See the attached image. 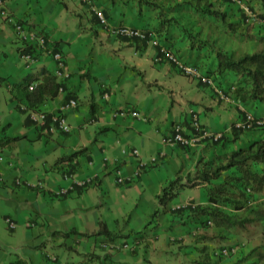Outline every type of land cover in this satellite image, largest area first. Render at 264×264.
<instances>
[{
    "label": "crops",
    "instance_id": "0c3cea01",
    "mask_svg": "<svg viewBox=\"0 0 264 264\" xmlns=\"http://www.w3.org/2000/svg\"><path fill=\"white\" fill-rule=\"evenodd\" d=\"M176 1L4 0L0 4L13 20L43 33L48 46L63 54L69 72L63 92L30 107L24 97L27 78H38L43 71L53 75L54 62L39 56L35 64L24 65L12 20L0 15V136L15 137L0 145V264H195L213 246L234 242L227 239L234 236L231 230L202 225V215L176 208L185 203L207 204L205 182L182 187L178 194L188 192L181 201L161 206L157 200L176 176L182 181L188 175L192 178L198 160L224 161L236 148L264 138V128L240 131L232 126L246 111L264 116V102L240 101L235 94L239 76L215 69L216 48L229 50L240 43L220 40L218 33H205L211 40L201 45L190 40L183 29L191 30L184 27L185 22L181 24L180 10L162 14ZM209 1L217 3L228 18L230 13L238 16L232 17L235 20L244 18L237 3ZM248 4L262 13L258 0ZM93 8L102 11L106 25ZM190 15L196 14L191 11ZM118 25L151 32L158 44L115 36L110 28ZM190 25L199 31L200 16L192 18ZM158 45L212 76L229 100L218 98L210 85L183 75L160 56ZM69 98L76 99L77 105L63 110L68 132H50L29 115L30 110L56 112ZM120 108L140 114H116ZM193 113L221 137L187 147L162 142L175 123H182L189 133ZM82 148L72 160L58 161ZM132 148L138 156L131 154ZM65 169L72 179L91 178V183L74 184L66 194L55 195V190L71 182L64 178ZM24 181L39 182L42 187H28ZM96 209L106 213L97 215ZM153 209L157 212L152 217ZM6 218L15 223L13 228ZM28 221L34 224L28 226ZM100 224L110 235H89ZM6 231L9 235H4ZM121 239L133 247L111 250L104 245L107 240L122 243ZM4 247L16 249L11 254ZM212 259L214 264H231L235 258Z\"/></svg>",
    "mask_w": 264,
    "mask_h": 264
},
{
    "label": "trees",
    "instance_id": "16d2710c",
    "mask_svg": "<svg viewBox=\"0 0 264 264\" xmlns=\"http://www.w3.org/2000/svg\"><path fill=\"white\" fill-rule=\"evenodd\" d=\"M258 2L262 8L260 20L264 21V0ZM181 5L175 4L170 9L179 10L178 7ZM185 5V9L190 7L201 17L214 18L230 29L234 26L233 22L226 21L227 12L214 8L209 0H192L185 2ZM183 30L188 33L190 40L199 45L207 42V39L196 38L185 28ZM214 53L215 69L218 73L232 71L239 76V85L235 89V94L240 101L264 102L263 43L252 51H246L240 46L229 50L217 47ZM30 84H33L31 89H29ZM24 89V97L30 107L38 106L46 98L53 97L59 92L55 76L44 71L38 78H27ZM14 139L15 137L0 136V145ZM82 150L84 148L59 158L58 161L72 160ZM203 182L206 183L203 187L208 203L189 204L177 208L179 211H185L188 215H202L203 219L200 221L202 225L210 226L207 221L211 220L213 226L223 227L226 230L249 231L255 225L264 224V138L253 139L246 145L236 148L224 157V161L198 160L192 178L188 175L186 181H182L180 176H176L170 180L158 194V203L166 206L182 187H192ZM156 212L154 211L153 215ZM97 232L110 235L104 224H100ZM214 251L213 247L210 248V252L202 254L195 264H214L212 258L221 257L215 255ZM231 264H264V227L257 242L246 252L241 251L240 256L233 259Z\"/></svg>",
    "mask_w": 264,
    "mask_h": 264
},
{
    "label": "built area",
    "instance_id": "2783aa9c",
    "mask_svg": "<svg viewBox=\"0 0 264 264\" xmlns=\"http://www.w3.org/2000/svg\"><path fill=\"white\" fill-rule=\"evenodd\" d=\"M4 0H0V4H2ZM231 2L237 3L241 9L243 10L244 17L246 21L256 19L255 13H253L248 7L247 3L243 0H229ZM94 13L97 16L99 22L102 25H106V18L103 15L102 11L98 8H93ZM0 15L3 16L7 20H12L13 27L16 33V37L21 41L19 56L22 59L24 65L31 66L38 61L39 56H49L54 62V72L53 75L58 82V91L63 92L64 86L63 81L68 78L69 72L66 66V62L64 60L63 54L52 47L48 46L46 37L43 33L35 31L31 28H28L27 23L23 21L13 20L8 11L3 7H0ZM110 32L115 36H119L125 39H138L142 42H148L152 45H157L158 42L156 38L153 36L151 32L146 30H142L139 28H134L126 25H118L110 28ZM158 53L160 56L167 60L168 62L174 64L177 69L185 76L197 80L203 84L210 85L217 95L218 98L229 100L230 96L226 93L221 87H219L212 76L202 73L200 69L195 66L188 64L182 61L172 50L164 45H158ZM33 84L29 85V89L32 88ZM77 105L76 99L69 98L64 104H62L58 111L47 114L44 111H35L30 110L29 115L33 119V121L41 126L47 125V129L50 132H68L70 130V125L66 121V118L63 114V110L68 107H75ZM116 114L126 115L130 114L133 117L139 116V112L136 109H123L120 108L116 112ZM47 122V123H46ZM232 126L240 131L250 130V129H258L264 128V116H256L249 111H246L237 118ZM190 132L186 133L185 126L178 122L172 126V131L170 134L165 136L162 139L163 143H176L178 145L187 147L193 144H196L202 140H218L221 137L220 132H212L205 128L198 120L197 114L193 113L191 115V120L189 122ZM125 153V149L121 150ZM131 154L138 156V150L136 148L131 149ZM151 161L155 160V156H153ZM64 178L71 180V182L57 191H55V195H63L66 194L69 190L73 189L74 184H78L81 186H86L91 183V178L84 179H72L71 172L69 169H65ZM118 181H122V178L119 177ZM20 180H17L19 183ZM24 184L28 187H42V184L39 182H31L24 181ZM189 205V203H185L183 205L179 204L176 208L183 207ZM7 225L10 228H13L15 223L10 220V218L5 219ZM209 225H212V221H207ZM34 223L27 222L26 225L31 226ZM110 248L116 247L119 249V245H116L114 242H110L108 244ZM127 246V243H123L121 247ZM235 247L228 249L227 247H222L214 251L215 255L226 256L230 253L235 252ZM67 264H81V263H67Z\"/></svg>",
    "mask_w": 264,
    "mask_h": 264
},
{
    "label": "rangeland",
    "instance_id": "374dc122",
    "mask_svg": "<svg viewBox=\"0 0 264 264\" xmlns=\"http://www.w3.org/2000/svg\"><path fill=\"white\" fill-rule=\"evenodd\" d=\"M189 1L190 0H178V1H176V4H179V3L182 4L181 6L178 7L179 10H180L181 16H184L183 17L184 19L182 20L181 24H183V26H184V22H185V26L184 27L190 28L191 34H195L196 38L198 37V38H201L203 40L204 39L211 40L209 38H206L207 36H205V33L209 34L210 36L216 35L215 33H218V34H221L222 37H223V34H225L226 35L225 39H224V37L223 38L220 37V40H233L234 43H240L239 44L240 47L245 49L246 51L253 50L255 44H257L256 48L260 45V43L264 44V40H260V38H264V21H259L261 19L259 14H261V13H259V14L256 13V11L253 9L254 6L248 4L249 0H247V1L243 0V1H245L247 3L248 7L250 8V10L253 13H255V18L256 19H252V20L246 21L245 17H244V18H240V20H235L232 17L238 18V16H235L234 13L233 14L230 13L229 14L230 18H228V15H227V20H226L227 22H233V24H234V26L230 29L227 26H225L224 24H222L220 21H218V20H216L214 18L201 17L200 16V18L202 19V25H201V28H200L199 31H196V30L192 29V25H190L191 19L194 18V17L196 19L199 18V15L196 14L194 17H192L190 15V13L192 11L191 8L190 7H188V9L184 8L186 6L185 2H189ZM191 2H192V0H191ZM213 7L214 8H218V9L220 8L219 5L217 3H214V2H213ZM170 8L171 7H165L164 10L166 12H164L162 14H168L167 11L169 12ZM163 19H164V21H168L169 20L168 18H165V17ZM257 19H259V20H257ZM179 21H180V19H179ZM254 21L261 22V23H258V25L255 26V25H253ZM183 26L181 25V27H183ZM262 26H263V28H261ZM257 28H259L258 31H257ZM184 33L188 37V33H186L185 31H184ZM211 47H214V46H211ZM58 189H60V188H58ZM57 190H55V191H57ZM191 190L192 189H189V191H191ZM186 192H188V191H185V193ZM192 192H194V191H192ZM185 193H179L178 196L174 197L172 200L173 201H181L182 199H184V197H185L184 194ZM96 211H97V209H96ZM154 211H155L154 209L151 211L152 217L155 216V215H153ZM105 213H106V211L102 210V209L100 211L96 212L97 215H100V214L103 215ZM211 226H213V225H211ZM263 227H264V224L261 223V224L255 225L249 231L231 230V232L234 233L233 234L234 236L230 235L231 237H229V235H228L227 239L228 238H232V239L234 238L233 239L234 242L220 245V247H227L228 246L230 248L235 247L236 249H235V252H233L231 255H228L226 257L237 258V257L240 256L241 251L246 252L252 244L257 242L258 236H259V234L261 232V229ZM97 230H96V232L94 234H89V235L97 236L99 234L97 232ZM79 233L81 234V232H79ZM6 234L9 235L8 231H6V233L4 235H6ZM81 235L86 236L87 234L82 233ZM122 240H124V239L120 240L122 243H115L116 245L120 246L119 249L130 250L133 247V244L131 242H127V241H124V242L127 243V246L121 247L122 244L124 243ZM107 241L105 242L104 245L106 247L110 248L108 246L109 242H107ZM218 241H223V239L222 240L219 239ZM4 248L11 254H13V251H15V249H16V247H13L14 249H11L10 247H4ZM213 248L216 250L219 247L218 246H213ZM117 249L118 248L113 247L111 250H117ZM169 256H170V258L174 259L173 255L170 254ZM217 259H220V257H218Z\"/></svg>",
    "mask_w": 264,
    "mask_h": 264
},
{
    "label": "clouds",
    "instance_id": "9594fccd",
    "mask_svg": "<svg viewBox=\"0 0 264 264\" xmlns=\"http://www.w3.org/2000/svg\"><path fill=\"white\" fill-rule=\"evenodd\" d=\"M222 248V247H221ZM220 249V248H219Z\"/></svg>",
    "mask_w": 264,
    "mask_h": 264
}]
</instances>
